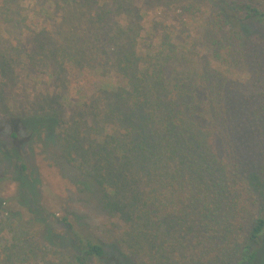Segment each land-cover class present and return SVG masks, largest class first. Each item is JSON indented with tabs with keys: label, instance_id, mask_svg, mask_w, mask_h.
Returning <instances> with one entry per match:
<instances>
[{
	"label": "trees",
	"instance_id": "trees-1",
	"mask_svg": "<svg viewBox=\"0 0 264 264\" xmlns=\"http://www.w3.org/2000/svg\"><path fill=\"white\" fill-rule=\"evenodd\" d=\"M49 2L63 10L64 34L32 31L28 47L20 0H0V74L42 60L73 84L76 110L65 119L42 99L47 106L7 113L0 160L14 170L34 222L47 218L32 204L39 181L25 147L42 142L81 175L82 191L101 193L117 223L90 233L64 216V241L45 227L41 244L69 249L72 264H166L168 235L185 255L172 264H231L241 253L234 264H255L264 253V0H189L179 12L188 40L157 37L142 53L128 22L107 24L111 14L129 15L122 8L130 1L106 9L100 0L35 1L43 13ZM6 202L0 216L12 218L13 236L7 245L0 237V264H15L10 248L19 251L16 264H45L38 232L21 227Z\"/></svg>",
	"mask_w": 264,
	"mask_h": 264
},
{
	"label": "rangeland",
	"instance_id": "rangeland-1",
	"mask_svg": "<svg viewBox=\"0 0 264 264\" xmlns=\"http://www.w3.org/2000/svg\"><path fill=\"white\" fill-rule=\"evenodd\" d=\"M35 1L20 0V6L23 11H26L29 19L27 29L26 27L24 28V36L22 37L23 42L28 47L33 44L31 39L32 31L44 30L45 32L51 33L53 37H60L61 34H64L61 31V21H59L63 10H56L53 3L49 2L43 6L49 9V12L43 13L40 11L41 3H35ZM100 1L105 2L103 9L109 8L110 6L113 7L114 0ZM126 1L131 2V9L127 6L122 9L128 10L129 15L125 10L114 15L111 14L108 16L107 24L119 22L122 25L128 22L133 29H136L138 52H144L148 44L157 37H166L175 45L183 44L184 38H186V41L188 40L186 37L187 29L183 26L184 20L180 19L179 12L180 7L189 0ZM188 26L190 28L188 29V33H191L194 28L191 25ZM150 27L152 28V33L150 37H146L144 31L146 32ZM93 30L92 28L88 29L87 34L93 36ZM141 34H143L142 37H139ZM105 39L103 37L100 41L103 42ZM27 62L20 61V63L11 66L4 78L0 74V138L6 142L9 140L2 124L3 118L7 113L18 114L21 111H28L34 105L42 104V99L48 100V104L54 102L55 106H59L65 119L68 116H72L76 110L75 105L77 104L78 93L75 92L73 84L69 83L66 77H60V74L52 70L50 66L46 67L42 65V60L32 63ZM47 73L51 75H46ZM241 76L243 78L246 75ZM80 86L91 99H94V95L88 93L86 90L88 86L85 82H82ZM65 95L70 99L65 100L63 97ZM42 105L47 106V104ZM25 153L28 167L33 172V176L39 181V194L32 204L35 208L38 207L41 209L44 212L42 218L47 219L42 221L41 224V220L40 222H34L29 207L19 200V182L14 170H12V167L7 161L2 160H0V173L6 179L0 184V199L7 201L5 205L6 209L12 210L18 216L21 227L27 224L33 226L32 230L34 234L38 232L37 241L40 242L45 227L50 228L52 231V234H50L51 237L64 241L60 236L66 230V225L60 221L64 216L76 228L90 233L93 231L98 233L102 229L109 228L111 223H117L115 216L111 215L108 210L106 211L102 207L104 199L100 197L101 193L92 195L82 191V186L80 185L81 175H76L77 172H69L62 168L59 151H55L51 145H44L40 142L33 143L30 147L26 146ZM51 212L56 213V218L50 215ZM2 220L4 223H0V237L7 245V240H10L11 236H13V220L8 216L6 218L0 216V222ZM10 228L11 232H9ZM164 240L165 242L162 244L169 251L167 254L164 253L167 257L169 256L164 263L172 264L174 260H180L185 256L175 244L174 239L169 238L167 235L164 236ZM29 244L20 252L24 253V250L29 247ZM39 248V252L43 256L41 259L45 260V264H72L68 258V254H71L69 249H58L56 246L51 247L49 245L44 246L41 242ZM161 248L165 252L164 248ZM263 249L264 245L262 247ZM17 252L19 251L16 248H10V258L15 264L17 262ZM241 254L233 257L231 264L238 262L242 257ZM258 256V261L255 264H262L264 261L263 251ZM28 260L33 259L28 258ZM24 264H26V261ZM150 264H154V262L151 261Z\"/></svg>",
	"mask_w": 264,
	"mask_h": 264
}]
</instances>
